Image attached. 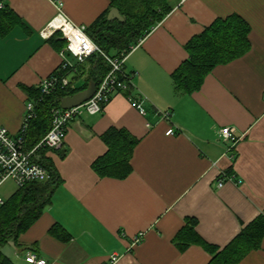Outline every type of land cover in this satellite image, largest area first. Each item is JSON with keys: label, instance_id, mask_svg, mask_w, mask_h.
I'll return each mask as SVG.
<instances>
[{"label": "crops", "instance_id": "0c3cea01", "mask_svg": "<svg viewBox=\"0 0 264 264\" xmlns=\"http://www.w3.org/2000/svg\"><path fill=\"white\" fill-rule=\"evenodd\" d=\"M3 2L14 25L0 34V126L16 133L26 89L36 88L61 61L59 35L42 37L41 29L59 10L87 27L111 1ZM172 4L124 63L125 72H136L130 92L145 97V114L118 94L101 113L69 123L62 146L44 153L60 182L38 219L17 245L12 242L20 255L12 258L2 249L10 264H29L23 255L28 251L47 264H209L264 216V0ZM231 15L248 24V50L216 65L198 90L177 89L172 74L188 56L186 43ZM159 111L170 118L162 119ZM225 126L234 128L233 146L218 137ZM111 127L138 139L125 178L101 177L92 167L107 150L101 134ZM221 172L236 181L218 187ZM235 264H264V236Z\"/></svg>", "mask_w": 264, "mask_h": 264}, {"label": "trees", "instance_id": "16d2710c", "mask_svg": "<svg viewBox=\"0 0 264 264\" xmlns=\"http://www.w3.org/2000/svg\"><path fill=\"white\" fill-rule=\"evenodd\" d=\"M110 6L86 27L88 36L105 53L116 56L120 52H128L130 46L146 35L153 26L172 10L173 0H110ZM0 34L7 33L14 25L12 11L0 0ZM112 7H117L124 21L107 19ZM248 24L239 16L231 15L217 18L204 30L193 36L185 45L187 58L173 72L172 78L177 89L188 94L198 90L205 76L218 64L228 63L245 53ZM59 35L57 48L61 50L65 41ZM88 62L89 69L85 70ZM86 63L78 68V74L72 79L78 81L87 73L84 83L74 89L57 88L45 96L36 106V116L30 121L27 141L36 143L49 129L51 109L59 105L66 95L84 89L89 80L99 82L109 71L110 66L105 59L94 54ZM77 84V83H76ZM28 98H38L39 88H27ZM106 152L92 164L94 171L101 177L125 178L131 171L130 159L138 139L125 129L111 127L101 134ZM42 152L38 161L50 173L44 182H34L18 188L3 204L0 205V264H10L4 256L2 247L7 243L18 244V238L43 212L50 202L51 195L60 182L57 171ZM264 236V216L256 218L247 225L232 242L219 253H215L209 264H235L248 250L260 246Z\"/></svg>", "mask_w": 264, "mask_h": 264}, {"label": "built area", "instance_id": "2783aa9c", "mask_svg": "<svg viewBox=\"0 0 264 264\" xmlns=\"http://www.w3.org/2000/svg\"><path fill=\"white\" fill-rule=\"evenodd\" d=\"M57 32L65 41V46L59 50L61 57L59 66L53 73L40 80L37 86L40 96L27 98L19 130L12 133L6 127L0 126V187L8 180L14 182L18 188L29 183L47 181L50 178V173L38 161L41 153L59 149L72 120L83 114L101 113L113 96L124 95L132 107L141 114H145L143 106L145 97L136 98L130 92L133 87L132 78L136 72L128 73L124 70L125 60L136 45L130 46L128 52L123 51L116 56H110L92 41L86 32L85 25L74 24L63 15L61 10L41 29L40 35L47 38ZM94 54L101 55L110 66L107 74L99 82H96L94 94L77 106L62 108L59 102V105L52 107L49 129L36 143L30 145L27 141V132L30 121L36 116L37 104L57 88L74 89L76 82L72 78L78 74L79 66L86 63ZM159 114L162 119L170 118L168 111H159ZM173 132V128H169L166 134L170 135ZM218 137L223 141L230 142L232 146L236 141L234 128L230 126L222 127ZM234 157L235 155L231 154V158ZM225 181H236V178L232 173L221 172L217 186L221 187ZM5 200L0 197V205ZM141 235L135 237L134 241H139ZM23 255L24 260L29 264H47L45 259L38 257L34 252L28 251ZM115 259L116 256L112 255L111 261Z\"/></svg>", "mask_w": 264, "mask_h": 264}, {"label": "water", "instance_id": "95a60500", "mask_svg": "<svg viewBox=\"0 0 264 264\" xmlns=\"http://www.w3.org/2000/svg\"><path fill=\"white\" fill-rule=\"evenodd\" d=\"M107 19L112 20V19H118L119 21L123 22L124 18L120 14V11L118 10L117 7H112L108 14H107ZM96 81L94 80H89L87 86L79 90L72 95L65 96L60 100V106L62 108H70L73 106H77L81 104L82 102L88 100L95 92L96 90Z\"/></svg>", "mask_w": 264, "mask_h": 264}, {"label": "rangeland", "instance_id": "374dc122", "mask_svg": "<svg viewBox=\"0 0 264 264\" xmlns=\"http://www.w3.org/2000/svg\"><path fill=\"white\" fill-rule=\"evenodd\" d=\"M76 83V85L81 86L84 83V78L80 77L78 81H76ZM17 189V185L11 180H8L4 182L3 185L0 187V197L6 199L11 196ZM2 249H4V252L12 256V258L15 257L14 253H16L18 256L20 255L18 248L15 247L12 242L7 243L5 246L2 247Z\"/></svg>", "mask_w": 264, "mask_h": 264}]
</instances>
